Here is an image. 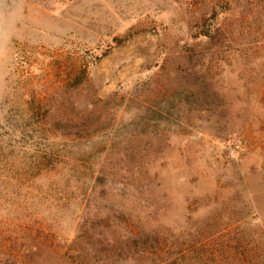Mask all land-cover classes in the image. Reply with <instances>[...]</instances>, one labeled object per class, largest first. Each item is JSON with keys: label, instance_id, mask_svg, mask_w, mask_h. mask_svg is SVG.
I'll use <instances>...</instances> for the list:
<instances>
[{"label": "rangeland", "instance_id": "rangeland-1", "mask_svg": "<svg viewBox=\"0 0 264 264\" xmlns=\"http://www.w3.org/2000/svg\"><path fill=\"white\" fill-rule=\"evenodd\" d=\"M37 107L76 116L57 177L44 147L14 133ZM0 141L4 254L213 264L193 246L208 225L220 264H264V0H0ZM14 173L18 189L3 176ZM50 184L64 202L5 232L22 199L45 209ZM128 226L145 233L133 255Z\"/></svg>", "mask_w": 264, "mask_h": 264}, {"label": "trees", "instance_id": "trees-1", "mask_svg": "<svg viewBox=\"0 0 264 264\" xmlns=\"http://www.w3.org/2000/svg\"><path fill=\"white\" fill-rule=\"evenodd\" d=\"M245 3L252 4L251 1H245ZM211 5H212L211 7L213 8L214 4ZM203 15L204 14L202 13L201 16L202 18H204ZM201 22L204 23L205 20H201ZM211 28L213 29L214 32L215 31L218 32L222 30L219 24L216 25L214 28L208 27V30L203 31L201 33L202 37L211 38L212 34L210 35L209 32ZM81 74H82V80H81V84H82L84 81H86V74H87L84 68L81 70ZM19 118L21 120H24V123L22 124V126L17 128L16 132L14 133L15 134L17 133L19 136H26L31 139V142H34L36 143V145H41L42 147H44L41 150V155L47 156V160H46L47 163L44 165L45 172L51 174L52 177H57L62 171V169H64V164L69 159L68 155L65 154L64 152L65 147L74 146L76 142V138H78V135L76 134L77 131L76 116L75 115L69 116L65 112H61V111L52 112L50 111V108L48 109V108L37 107V109L34 110L31 109L24 111L23 113L20 114ZM66 129H71L72 131L69 132V134H67L66 132H64ZM6 135L7 134L5 133L1 135V140L5 139ZM42 157L43 159L45 158V156ZM6 163H8L9 165L8 169L10 172H12V169L16 168L17 166V165L14 166L13 161L11 162L8 160L5 162V164ZM5 175L7 176L6 183L8 185H11L13 184L11 182L14 181L15 182L14 185L16 186V189H18L23 184H25L22 183L24 180H26L25 177H23L24 174L22 173L19 174L14 173L13 175L4 174L3 176ZM103 179H104L103 177H96L94 183L90 186V190L86 194H84L83 200H85L86 203L84 205L83 210H85V212H87L90 206H92L91 203L93 200L92 196L94 194L95 184L105 185L106 180ZM88 183H90V180ZM49 190H53L55 194L44 192L46 196L43 197V201L41 203L45 209L42 210L41 212L37 210L35 211L33 210V212H28L27 209L30 207L31 202L29 203L28 201L24 202V199H22L21 205H17L16 208H13L11 211L15 213L14 219L11 220L12 222L10 224V227L12 228L10 229L7 227L5 229V232L10 234L20 233L19 231H21V229H19L20 228L19 224L21 223L23 224L26 221L25 218H28V220L30 221L36 222L38 221L37 219L41 217L40 214H42L44 211H46L50 207L58 206L61 201L64 202V199L60 197L62 193V189L57 184L54 185L50 184ZM20 191H24V189H21ZM18 194L19 192H17L14 196ZM100 197L102 198V194H100L98 198ZM30 198L31 197H29V199ZM21 219H25L24 222L19 221ZM206 229H208V225H204L202 227L200 232L201 235L199 236L198 240H196L197 242L193 244L194 248H196L195 254L197 258H202L205 261H208L209 263L220 264L221 263L220 244L216 243L215 248L211 252H207V250L204 249L206 247V244L210 240H219L220 242V238L218 237L219 234L218 232L220 230L216 229L211 232V230H206ZM126 232L127 234L125 236L124 246L126 250L130 252L129 254L133 255L134 253H136L139 247L140 244L139 240L143 238L145 233L143 232L142 229L134 230L132 227L130 228V226H128ZM215 233L218 234L215 235ZM142 243H145V241ZM33 247L35 250L36 246L33 245L32 248L30 249H33ZM28 255L29 254L26 253L24 255H19V254H7V253L4 254L3 252H0V264H30ZM43 264H56V263L46 261L43 262Z\"/></svg>", "mask_w": 264, "mask_h": 264}]
</instances>
